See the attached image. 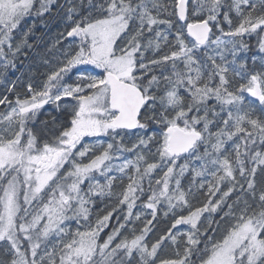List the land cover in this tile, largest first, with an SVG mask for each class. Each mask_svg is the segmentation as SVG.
<instances>
[{"label": "snow or ice", "instance_id": "6c2138e0", "mask_svg": "<svg viewBox=\"0 0 264 264\" xmlns=\"http://www.w3.org/2000/svg\"><path fill=\"white\" fill-rule=\"evenodd\" d=\"M0 264H264V0H0Z\"/></svg>", "mask_w": 264, "mask_h": 264}, {"label": "trees", "instance_id": "16d2710c", "mask_svg": "<svg viewBox=\"0 0 264 264\" xmlns=\"http://www.w3.org/2000/svg\"><path fill=\"white\" fill-rule=\"evenodd\" d=\"M54 31H55V30H53V33H52V34H54ZM162 226H163V225H161V227H162Z\"/></svg>", "mask_w": 264, "mask_h": 264}]
</instances>
